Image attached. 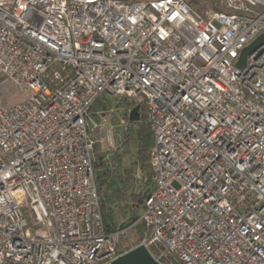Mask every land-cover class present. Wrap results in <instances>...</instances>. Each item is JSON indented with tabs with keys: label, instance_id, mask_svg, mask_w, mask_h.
Returning a JSON list of instances; mask_svg holds the SVG:
<instances>
[{
	"label": "built area",
	"instance_id": "2783aa9c",
	"mask_svg": "<svg viewBox=\"0 0 264 264\" xmlns=\"http://www.w3.org/2000/svg\"><path fill=\"white\" fill-rule=\"evenodd\" d=\"M223 4L0 0V264H112L139 222L160 257L264 264V43L237 66L264 35V0ZM14 92L30 96L8 109ZM99 102L102 119L147 107L153 133L152 192L113 228L94 167Z\"/></svg>",
	"mask_w": 264,
	"mask_h": 264
},
{
	"label": "rangeland",
	"instance_id": "374dc122",
	"mask_svg": "<svg viewBox=\"0 0 264 264\" xmlns=\"http://www.w3.org/2000/svg\"><path fill=\"white\" fill-rule=\"evenodd\" d=\"M202 1L204 2L205 0ZM197 7L202 8L203 13L213 11L201 4H197ZM29 96V92H14L5 96L4 104L8 109H11L24 102ZM103 104V102H100L96 105L98 109L94 110L93 115L96 136L94 167L97 178L106 173L103 194H100L106 220L114 227L125 226L132 224L135 219H139L143 212L144 198L139 202L135 200V197L147 194L148 190H151L154 185L149 184L145 173L135 164L137 147L123 144L127 127L125 105H115L113 103L115 111L111 116L108 115L106 119H102L97 112L102 110ZM122 120H126V123L123 124ZM127 169L132 170L131 175L126 173ZM98 185L100 186L99 180ZM174 186L180 188V184L177 182L174 183ZM104 205L106 206L105 209ZM24 213L30 227L34 230L35 219L31 209L29 207L25 208ZM127 246H134V238L130 234L126 238L123 248Z\"/></svg>",
	"mask_w": 264,
	"mask_h": 264
},
{
	"label": "trees",
	"instance_id": "16d2710c",
	"mask_svg": "<svg viewBox=\"0 0 264 264\" xmlns=\"http://www.w3.org/2000/svg\"><path fill=\"white\" fill-rule=\"evenodd\" d=\"M188 3L190 6L198 10L199 12H202V8H198L197 4H201L203 6H206L213 11L216 12H225V7L223 4V0L217 1V0H205L204 2L202 0H189ZM100 103V102H99ZM125 105L126 109L133 108L134 106L129 103H121ZM100 106V105H99ZM103 108H107V103H104ZM98 109L97 107L94 108V110ZM127 120V127L125 131V141L124 145L129 146L133 145L137 147V160H136V166H138L143 173L147 176V180L149 184H153V172L151 169V166L149 164L150 161V154L153 146V133L150 128V123H149V118H148V111L147 107L141 106L140 108V119L138 121H131L128 116H126ZM132 170L127 169L126 173L131 175ZM106 173L103 175H100L97 178V182L99 180L100 186H99V191L100 194H103V189L106 181ZM153 189V188H152ZM151 190H148L147 194L139 197H135L136 201H142L143 198L145 199L151 192ZM106 206L104 205V209ZM137 219H135L136 221ZM110 228H113L114 226L112 224H109ZM130 235L134 238V246H127L126 248L124 247L126 238L122 239L119 245V251L120 252H126L135 247L137 244L140 243L147 235H148V229L146 228L145 224L143 222L137 223L131 230H130ZM151 253L156 256L160 257V251L157 247H150ZM160 261L164 264H182L179 262L175 256L171 254H164L161 255Z\"/></svg>",
	"mask_w": 264,
	"mask_h": 264
},
{
	"label": "water",
	"instance_id": "95a60500",
	"mask_svg": "<svg viewBox=\"0 0 264 264\" xmlns=\"http://www.w3.org/2000/svg\"><path fill=\"white\" fill-rule=\"evenodd\" d=\"M264 43V35L256 39L251 45L246 47L241 54L237 66L242 68L247 63L248 56ZM131 121L140 119V107H134L129 114ZM112 264H162L151 253L145 245H139L119 256Z\"/></svg>",
	"mask_w": 264,
	"mask_h": 264
}]
</instances>
